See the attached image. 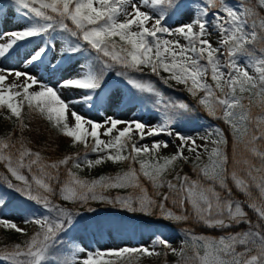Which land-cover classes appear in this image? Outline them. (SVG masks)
<instances>
[{
	"label": "snow or ice",
	"instance_id": "snow-or-ice-1",
	"mask_svg": "<svg viewBox=\"0 0 264 264\" xmlns=\"http://www.w3.org/2000/svg\"><path fill=\"white\" fill-rule=\"evenodd\" d=\"M240 2L241 10L237 11L226 0H203L188 23L172 27L167 24L169 13L180 10L183 6L181 0H8V6H14L17 14L29 23L19 30L0 34V41H3L0 42V60L19 42L52 33L65 36L64 46L58 53L61 57L75 56L86 49L90 58L76 77L63 80L57 88L41 82L28 71L0 66V111H6L7 119L14 118L16 126L23 130L26 124L22 111L26 105L29 112H38L64 137L84 148L82 156L78 153L45 164L39 153L31 152L22 143L17 153L6 154L15 145L0 140V162H5L8 172L23 185L13 184L5 178L7 188L39 205L45 212L54 213L51 217L26 219L25 223L40 225L41 231L23 247L17 244L14 249L0 254V261L9 264H115L112 258L119 260L125 254L159 255L155 251L158 245L183 255L161 236H157L150 246L97 249L95 252L78 246L74 240L63 239L61 234L72 227L76 214L50 199L55 194L54 185L61 184V198L79 201L81 206L97 201L130 213L148 217L158 215L168 221L195 219L217 229L248 224L247 232L228 234L219 240L193 235L189 231H185V236L191 240L194 259L199 264H264V224H253L242 204L231 198L227 183L230 177L236 188L248 195V207L260 221H264V144L257 145L258 141H264V120H253L249 111L254 101L264 107V18H260L257 25V9H264V0ZM210 27L219 32L217 46H213L210 40ZM257 28L261 30L260 39ZM49 48L56 49L54 40L28 58L25 67L38 61ZM240 57L245 58L244 65L239 63ZM146 69L168 87L172 86L171 82L183 85L188 93L198 98V104L207 110L208 115L223 119L231 126L237 145L242 144L244 150L260 161L257 167L248 159L233 157L234 165L246 166L249 179L242 178L235 167L229 172V158L225 151L227 140L219 127L206 129L203 135L196 136H184L175 131L176 119L193 109L187 102L165 97L152 82L130 75H143ZM248 69L253 70L252 74ZM112 71L125 78L137 91L155 97V110L162 113L161 122L149 125L138 119L124 120L112 115L102 121L92 120L73 109L72 105L78 102L92 107L89 103L93 100L91 93L101 88L104 77ZM34 88L38 90L30 91ZM61 89L82 90L89 94L66 101ZM244 99L249 101L247 106L242 103ZM68 113L74 124L69 122ZM252 124L255 129L250 127ZM159 136L171 137L179 143L167 140H153L150 146L139 143L148 137ZM197 138L205 143L197 144ZM169 147H174V154H160L161 149ZM201 147L207 154V163H202ZM185 149L194 154L193 171L210 184L180 175L178 171L175 182L165 181L179 164L189 163L190 157L184 155ZM89 152L95 154L96 159H89ZM70 161L69 179L61 181L58 170L61 166H69ZM106 161H126L128 171L92 180L82 179L72 171L82 166L91 169ZM25 168L32 174L31 180L22 173ZM36 172L39 176L34 174ZM141 176L151 182L157 190L154 195L162 196V199L158 201L149 195L141 183ZM165 183L169 191L160 193L159 189ZM216 185L225 190L226 195L222 196ZM253 185L259 191L257 198L251 191ZM129 188L138 190L139 195H104L111 189ZM168 201L178 211L167 207ZM6 206L7 199L0 196V209ZM86 210L92 212L95 208L86 207ZM0 226L24 233L15 221L9 219L0 218ZM237 245L244 246V251L237 252ZM201 247L203 255L199 252ZM64 248L67 255L54 254V250ZM84 252H87L86 256L79 255Z\"/></svg>",
	"mask_w": 264,
	"mask_h": 264
},
{
	"label": "rangeland",
	"instance_id": "rangeland-1",
	"mask_svg": "<svg viewBox=\"0 0 264 264\" xmlns=\"http://www.w3.org/2000/svg\"><path fill=\"white\" fill-rule=\"evenodd\" d=\"M203 3V0H181V4L183 5L178 12H170V19L167 20V24L176 27L181 23H188L194 13L198 11V5ZM230 6H232L235 10H241V2L240 0H226ZM212 11H216L213 9ZM259 18L257 19V25L259 24V19L264 18V9H257ZM209 19H211V13L209 14ZM15 20V22L13 21ZM13 21V22H12ZM8 22V23H7ZM28 21L25 20L22 16L18 15L14 6H8V0H0V34L9 31L19 30L28 25ZM247 30H251V24L248 26ZM209 31L212 33L210 36V40L213 43V46H217L216 41L219 39V32L213 28H209ZM258 31V39L261 36V30L257 28ZM65 36L59 33H52L47 37H36L32 38L29 41L19 42L10 52L9 54L2 60H0V66L6 68H14L17 70L28 71L32 75L36 76L41 82L52 86L53 88H57L58 85L66 79H71L76 77L80 71L81 66L86 64L90 58V55L87 53V50L75 54V56H60L59 49L64 46ZM173 38V37H166ZM54 40L56 44V49L49 48L46 53L35 63L25 67V61L33 56L42 46H46L49 41ZM3 42V41H0ZM181 43L183 41L181 40ZM19 46V49H17ZM252 47V45H249ZM257 55L259 52L257 51ZM239 63L241 65L245 64V58L240 57ZM249 73L252 74L253 70L248 69ZM164 74V73H163ZM132 78H137L141 80L147 81V76L151 77V73L146 69L143 76L142 74L131 73ZM166 75V74H165ZM146 77V78H145ZM149 79V78H148ZM106 82V85H105ZM210 82V81H209ZM173 86L184 89L183 85H176L175 82H171ZM128 87L133 89L132 100L131 96L129 98ZM38 90L36 88L30 89V91ZM89 93L83 92L82 90H72V89H61L62 98L67 100H78L79 97L88 95ZM93 96V100L91 103L92 107H87L85 103H74L72 105L73 109L79 112L81 115L86 116L88 119L99 120L102 121L106 116L112 115L119 119H138L144 122L145 124L154 125L161 122L162 113H158L155 110V97L142 93L131 87L125 78L119 77L115 74V71L109 72L107 76L104 77L101 88L95 92L91 93ZM200 95H203L202 93ZM134 96V97H133ZM247 96V94H245ZM110 98V99H109ZM130 100V102H129ZM246 106L249 104L247 99L242 101ZM83 107V109H82ZM249 111L253 120L261 119L264 120V107H261L259 102H253V104L249 107ZM103 113L104 115H101ZM68 120L70 123L74 124V119L71 117V114L68 113ZM219 116V113H218ZM215 118V117H214ZM190 118L186 113L181 114L178 119H176L173 127L176 132L184 136H196L197 134L203 135L206 129L216 128L217 124L207 122L204 119H194L189 120ZM218 119V118H216ZM223 120V119H222ZM122 128V125L120 126ZM253 129H255V124L250 125ZM232 130V128H231ZM225 136V134H224ZM138 139V136H136ZM102 139L107 140L108 137H102ZM153 140H167L172 141L173 144H178V141H173L171 137L168 136H159V137H148L143 141H139L140 144H149ZM197 144L203 145L205 142L199 138H197ZM77 143H72L70 147L72 149H76L78 147ZM264 144V141H258L257 145ZM209 148L212 145L209 143ZM234 147L237 150V159H248L252 164L257 167L260 166V161L257 157H255L250 151H246L243 148V145H237L236 137ZM202 154V163H207V154L204 153L203 147L200 149ZM226 151V150H225ZM174 147H169L168 149H161V155H171L174 154ZM6 154H9L6 152ZM227 154V152H226ZM184 155H188L190 157L188 164H179L176 168V171L168 174L165 177V181L172 180L175 182V175L178 171L180 175H188L193 180H199L201 183L210 184V181H206L203 179L202 175H198L196 171L192 169V159L194 158V154H189L185 149ZM234 157V155H233ZM89 159H96V155L89 152ZM3 164L5 170H7V165L5 162H0ZM47 164L46 162H43ZM112 163L110 161H106L99 166H95L89 169L87 166H82L81 169H72L73 172L76 173L80 178L85 180L99 179L101 176L108 175H100L95 176L96 169H101L104 166ZM138 169V164L135 165ZM238 174L241 175L242 178L246 180L249 179L247 177V173L245 171L246 166L234 165ZM129 168V167H128ZM128 168H124L118 173L113 174L111 176H116L117 174H122L128 171ZM178 168H180L178 170ZM230 170V171H231ZM23 174L28 176V178L32 179V174L25 169L21 170ZM181 171V172H180ZM184 171V172H183ZM229 171V172H230ZM8 172V170H7ZM12 178V183L17 184L19 186H23L20 182L16 181L14 177H12L11 173L8 172ZM39 176V173H34ZM259 175L258 173H256ZM69 177L67 178V180ZM66 180V181H67ZM65 181V182H66ZM141 183L147 189L150 196H153L154 199L158 201L162 199V196H155L156 189L153 188L151 182L147 181L141 176ZM228 187L233 186L238 192L245 196V203L248 205L247 201L249 199L248 195L244 192H241L236 188L234 182L230 179L227 181ZM33 187L35 188V184L33 182ZM216 190L221 192L222 196L226 195L225 190L220 189L218 185H216ZM167 184L165 183L163 187L159 189L160 193H168ZM253 193V197L257 198L259 196V191L255 186L251 188ZM139 195V191L136 189H111L104 193L105 196L115 197L117 195L126 196V195ZM0 196L7 199V206L3 209H0V218L9 219L15 221L18 227L24 230V233H28V239L23 241L22 247L33 235H36L37 232L41 231L40 225L35 223H25L24 221L30 217H43V216H54V213L45 212L39 205L35 204L32 201L26 200L24 197L20 196L18 193H15L12 189L7 188L6 184H0ZM52 200V199H51ZM54 204H58L61 207L68 209L69 211L74 210V214H76L72 227L65 232L67 239L66 240H74L76 244L87 251L95 252L97 249L105 250V249H117L122 247H139L141 245L150 246L152 242L156 239L157 236H161L167 239L172 248L176 249L177 252L182 251L183 255L189 257L188 260L185 261L184 264H199V261L194 259L195 250L192 246V242L190 239H187L185 236V232L176 231L172 227L169 226V223H179L177 221H168L159 218L158 215H154L152 217L144 216L140 213H130L127 211H122L118 208H112L109 205H106L102 202L97 201H89L87 206H81L79 201H65L61 198L60 193L57 198L52 200ZM240 202L244 210H246L245 203L240 200H234ZM259 202V201H258ZM167 207L171 208L174 211L177 209L172 205L171 201L167 202ZM86 207L95 208V211L89 212L86 210ZM86 211V213H85ZM101 212H106L107 215L99 216ZM82 212V213H81ZM109 212V213H108ZM158 212V210H157ZM120 219L121 222L117 224L116 220ZM260 222V221H259ZM238 225H233L232 227H237ZM3 227V226H2ZM210 228V227H209ZM5 229V228H4ZM217 229V228H215ZM8 232H15L12 229H5ZM221 230V229H219ZM247 232V231H244ZM242 233V232H237ZM236 234V233H233ZM193 235H197L193 233ZM228 234H224L221 236H211V235H200L204 236L208 239L219 240V238L223 236H227ZM187 240V242H186ZM13 246V245H12ZM14 248H4L0 250V254H3L5 251L11 250ZM155 251L158 253L166 252L169 254H173L175 257H179L176 253L172 252L170 249L165 248L163 246H156ZM237 252L244 251V246L237 245ZM200 255L204 254V250L201 247L199 249ZM55 255H67V250H63L62 252L54 250ZM87 252L80 253V256H86ZM155 255V254H153ZM134 256H148L143 254H131L128 256L125 254L120 260L132 258L135 259ZM152 256V255H151ZM107 259V257H105ZM115 260L116 258H112ZM50 263V262H49ZM0 264H9L7 261H0Z\"/></svg>",
	"mask_w": 264,
	"mask_h": 264
},
{
	"label": "trees",
	"instance_id": "trees-1",
	"mask_svg": "<svg viewBox=\"0 0 264 264\" xmlns=\"http://www.w3.org/2000/svg\"><path fill=\"white\" fill-rule=\"evenodd\" d=\"M161 75L163 76L165 74L161 73ZM150 76L151 77L147 76L149 78H147L148 81L153 82L156 89H158L165 97L170 98L174 101L187 102L192 107L193 111L191 113H186L190 118L189 120L204 118L207 122L217 124L222 128V131L224 132L225 138L227 140L225 150L229 158L228 169L230 171L233 166V155L237 157V150L234 147L235 136L233 135L231 126L225 123L222 119H216L208 115L207 110L203 108V106L198 104V98H194L185 89L175 87L173 85L171 87H168L164 85L157 76L152 74ZM2 112L3 111H0V140L15 145L7 151L9 154L17 153L22 143L23 146L31 152L39 153L42 162L46 163L56 162L60 159L65 158L66 156H75L78 153L81 156L83 155V146L79 144L76 149H72L70 147L72 143L71 138L64 137L63 134L56 132V130L51 128V125L43 116H41L38 112H29L26 105L24 110L22 111L24 122L26 124V127L23 130L16 126L14 118L12 120L7 119L5 116L1 115ZM70 166L71 161L69 162V166H61L58 170V175L61 181L67 180V170L68 168H70ZM128 167L129 164L126 161L109 163L101 169H96L95 176H111L118 173V171H121L122 169ZM179 169L180 168H178V170ZM25 171L27 172L26 168ZM5 178H7V180L11 182L13 181L7 170H5L4 166L0 163V184H6ZM60 187L61 184L54 185L55 194L52 195L50 199L54 200L55 198H57ZM230 189L231 198L233 200H240L245 203V196L243 194L238 192L233 186H231ZM245 206L248 213V218L253 222V224H264V221H260L257 214L251 208H249L246 203ZM72 212H74V210ZM116 222L117 224H119L121 220L117 219ZM169 225L177 231H189L191 234L195 233L197 235L200 234L211 236H221L224 234H233L249 230V225L245 223H242L237 227L219 230L215 228H209L207 225L195 219H190L187 222L169 223ZM61 237L66 240L65 233H62ZM27 239L28 233L21 234L8 232L4 228H0V250L7 247L15 248L17 244L22 245L23 241ZM64 249L59 250V252H62ZM135 258L136 259L134 260L132 258L115 260V264H184L185 261L189 259V257H186L185 255L175 257L173 254H169L166 252H161L159 253V255H153L150 257L135 256ZM49 264H51V262Z\"/></svg>",
	"mask_w": 264,
	"mask_h": 264
},
{
	"label": "bare ground",
	"instance_id": "bare-ground-1",
	"mask_svg": "<svg viewBox=\"0 0 264 264\" xmlns=\"http://www.w3.org/2000/svg\"><path fill=\"white\" fill-rule=\"evenodd\" d=\"M13 21L15 22V20H13ZM13 21H12V22H13ZM7 23H8V22H7ZM10 79H11V78H10ZM109 99H110V98H109ZM82 109H83V107H82ZM122 127H123V125H122ZM101 131H103V129H102ZM81 213H82V212H81ZM85 213H86V211H85Z\"/></svg>",
	"mask_w": 264,
	"mask_h": 264
}]
</instances>
